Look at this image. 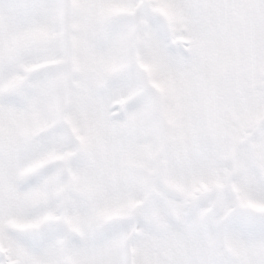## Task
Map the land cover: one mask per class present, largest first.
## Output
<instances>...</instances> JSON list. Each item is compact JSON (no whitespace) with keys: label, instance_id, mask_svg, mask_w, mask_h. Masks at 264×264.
<instances>
[{"label":"snow or ice","instance_id":"6c2138e0","mask_svg":"<svg viewBox=\"0 0 264 264\" xmlns=\"http://www.w3.org/2000/svg\"><path fill=\"white\" fill-rule=\"evenodd\" d=\"M0 264H264V0H0Z\"/></svg>","mask_w":264,"mask_h":264}]
</instances>
